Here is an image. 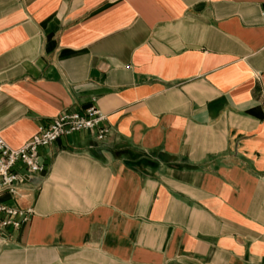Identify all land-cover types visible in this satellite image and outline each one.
Returning a JSON list of instances; mask_svg holds the SVG:
<instances>
[{
    "label": "crops",
    "instance_id": "obj_1",
    "mask_svg": "<svg viewBox=\"0 0 264 264\" xmlns=\"http://www.w3.org/2000/svg\"><path fill=\"white\" fill-rule=\"evenodd\" d=\"M0 204V264H264V0H0V137L63 112Z\"/></svg>",
    "mask_w": 264,
    "mask_h": 264
},
{
    "label": "built area",
    "instance_id": "obj_2",
    "mask_svg": "<svg viewBox=\"0 0 264 264\" xmlns=\"http://www.w3.org/2000/svg\"><path fill=\"white\" fill-rule=\"evenodd\" d=\"M105 116L91 106L84 112H63L48 124L39 125L32 138L19 148H10L0 137V192L14 194L17 185L23 180L19 169L26 174L40 172L41 149L52 145L63 136L77 132H91L101 141L108 133L103 125ZM31 214V209H18L0 204V230L19 228Z\"/></svg>",
    "mask_w": 264,
    "mask_h": 264
}]
</instances>
